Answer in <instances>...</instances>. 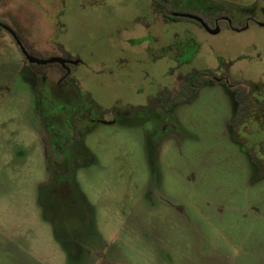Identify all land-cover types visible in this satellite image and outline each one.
Listing matches in <instances>:
<instances>
[{
  "label": "rangeland",
  "instance_id": "1",
  "mask_svg": "<svg viewBox=\"0 0 264 264\" xmlns=\"http://www.w3.org/2000/svg\"><path fill=\"white\" fill-rule=\"evenodd\" d=\"M0 23L75 62L36 72L0 31V264H264V0H0Z\"/></svg>",
  "mask_w": 264,
  "mask_h": 264
},
{
  "label": "flooded vegetation",
  "instance_id": "2",
  "mask_svg": "<svg viewBox=\"0 0 264 264\" xmlns=\"http://www.w3.org/2000/svg\"><path fill=\"white\" fill-rule=\"evenodd\" d=\"M176 15V14H175ZM176 17V16H175ZM180 17V16H179ZM194 16H191V17H189L191 20H195L196 22H198L202 27H205L206 28V26H207V24H206V21L204 20V19H202V18H199V19H196V18H193ZM195 17H197V16H195ZM226 20V23H227V27L229 28V29H231V30H234V27H233V25H232V23H231V21L228 19V18H225ZM213 22H214V24L215 25H217L218 24V22H219V20L217 19H215V20H213ZM218 29H217V31L219 32V27H217ZM6 31V32H8L12 37H13V35L12 34H15L18 38H19V36L15 33V31H13L11 28H9L8 26H6V25H3L2 23H0V31ZM13 39H14V37H13ZM19 40L21 41V39L19 38ZM14 41H15V39H14ZM16 42V41H15ZM21 43L23 44V46H24V48L26 49V51L32 56V54H31V52L27 49V47L25 46V44L21 41ZM17 44V43H16ZM18 46V45H17ZM19 47V46H18ZM19 49H20V47H19ZM21 50V49H20ZM21 53H22V51H21ZM23 54V53H22ZM23 56H24V54H23ZM24 58H25V60L26 61H28L27 59H26V57L24 56ZM28 63L32 66V68L34 69V70H36V72H38V70L39 69H35V66H39V65H36V64H32V63H30L29 61H28ZM55 64H58V63H55ZM73 64H75V62H73V61H71V60H67V63L65 64V66H62L64 69H65V74L67 75L70 71H69V66L70 65H73ZM60 65V64H59ZM41 66V65H40ZM206 77H210V79H213L214 81H216V82H218V83H222V82H225L226 83V85H227V87L228 88H234L235 86L231 83V82H229V80H228V78L227 77H217V76H213V75H211V76H209V75H207ZM249 87L251 88V90L249 91V93L250 94H252L253 95V91H256L257 89H258V84H252V85H249ZM253 97V96H252ZM253 104L252 105H255V104H257L258 102L256 101V99H255V97H253V100L251 101ZM250 107V102L248 103V102H244V101H241V103H238V105H237V113L238 114H240L243 110H246L247 108H249ZM243 112H245V111H243ZM257 115H255L254 113L253 114H250V118H253V119H257V117H256ZM245 117H246V115L244 116L243 115V117H242V119H244L245 120ZM261 117V121L264 123V116L261 114V116H259V118ZM241 119V120H242ZM244 120H242V121H244ZM116 121H114V123H115ZM44 137H45V140H46V152H47V154H49L50 153V155L52 154V149L55 151V149H57V152L58 153H60V152H65V151H63V149H65L64 148V146H63V149L62 148H60L59 146H60V144H58L57 143V141H54V143H53V145H51V142H50V140H51V137L53 138V137H56L57 135L58 136H62L60 133H58V131H56V130H54V131H52L51 133H50V135L48 134L47 135V133L45 132V130H44ZM51 136V137H50ZM61 140H63V139H61ZM58 144V145H57ZM48 158V164H49V166H50V162H52V159H51V157H47ZM63 166H66V164L64 163L63 165H62V167ZM69 166V165H68ZM61 167V168H62ZM57 168H58V165H57ZM61 168H58V169H61ZM52 170V169H51ZM64 170V169H63ZM72 185V184H71ZM64 190H68V189H64ZM57 191H58V189H54L53 190V193L54 194H56L57 193ZM69 191V190H68Z\"/></svg>",
  "mask_w": 264,
  "mask_h": 264
},
{
  "label": "crops",
  "instance_id": "3",
  "mask_svg": "<svg viewBox=\"0 0 264 264\" xmlns=\"http://www.w3.org/2000/svg\"><path fill=\"white\" fill-rule=\"evenodd\" d=\"M45 136V135H44ZM76 141L77 142H79V146L81 147V148H84L83 146H85V139L84 138H82V139H76ZM76 142V143H77ZM44 144H45V149H46V140H45V137H44ZM58 145V144H57ZM45 152H46V150H45ZM54 153L55 154H57V156L55 157L56 158V166L58 165V168H61L62 167V165L65 163V164H67L68 162H67V160H66V154L67 153H65V152H60V153H58L57 152V149H55V151H54ZM46 156L48 157H53V153L50 155V153L49 154H47V152H46ZM53 174H54V171H53ZM73 187V185H71V184H68V185H66V186H64L63 185V183L61 182V184L60 183H58V185L57 186H54V187H52V189H62V190H64L65 188L66 189H70V188H72ZM53 195H55L54 193H53V190H52V192H51Z\"/></svg>",
  "mask_w": 264,
  "mask_h": 264
},
{
  "label": "water",
  "instance_id": "4",
  "mask_svg": "<svg viewBox=\"0 0 264 264\" xmlns=\"http://www.w3.org/2000/svg\"><path fill=\"white\" fill-rule=\"evenodd\" d=\"M194 18V17H193ZM17 45L20 47L22 53L24 54V56L26 57V59L32 63V64H36V65H46V64H55V63H58L62 66H65V64L67 63L66 60H60V59H47V60H39V59H36L34 58L33 56H31L27 51L26 49L24 48L23 44L21 43V41L19 40V38L15 35V34H12ZM114 122H108V123H105V124H112Z\"/></svg>",
  "mask_w": 264,
  "mask_h": 264
},
{
  "label": "trees",
  "instance_id": "5",
  "mask_svg": "<svg viewBox=\"0 0 264 264\" xmlns=\"http://www.w3.org/2000/svg\"><path fill=\"white\" fill-rule=\"evenodd\" d=\"M209 73H204V72H200V71H194L192 73L193 77H201V78H207L206 76L208 75ZM189 80V82L192 80V76L188 77L187 78ZM249 85H252L249 83Z\"/></svg>",
  "mask_w": 264,
  "mask_h": 264
}]
</instances>
